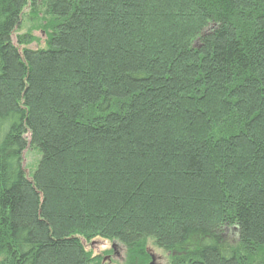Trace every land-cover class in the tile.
<instances>
[{
    "label": "trees",
    "instance_id": "1",
    "mask_svg": "<svg viewBox=\"0 0 264 264\" xmlns=\"http://www.w3.org/2000/svg\"><path fill=\"white\" fill-rule=\"evenodd\" d=\"M95 239L264 264V0H0V264Z\"/></svg>",
    "mask_w": 264,
    "mask_h": 264
},
{
    "label": "rangeland",
    "instance_id": "2",
    "mask_svg": "<svg viewBox=\"0 0 264 264\" xmlns=\"http://www.w3.org/2000/svg\"><path fill=\"white\" fill-rule=\"evenodd\" d=\"M40 15L43 14V10L40 9ZM29 13L24 14L21 23L18 28L15 30L12 40L16 45V36L25 34L29 30H32V35L36 38V41L31 44L28 48L30 49H39L44 47V36L40 31V22L41 17H30ZM21 49V48H20ZM29 140L28 135L26 136ZM23 167L26 173L29 175L30 172L34 169L39 159L38 152L31 147H27L22 154ZM225 236L230 237L231 239L236 238V229L229 227L225 228ZM113 246V248H112ZM147 248L154 255L155 261L154 264H167L166 254L159 248L153 245L151 240L147 242ZM85 250L91 252V255L95 260L91 264H124L126 251L125 248L117 243L106 241L102 239H95L90 244H85ZM150 263V261H149ZM148 263V264H149Z\"/></svg>",
    "mask_w": 264,
    "mask_h": 264
},
{
    "label": "water",
    "instance_id": "3",
    "mask_svg": "<svg viewBox=\"0 0 264 264\" xmlns=\"http://www.w3.org/2000/svg\"><path fill=\"white\" fill-rule=\"evenodd\" d=\"M150 255V263L149 264H154L155 261V257L152 253L149 254Z\"/></svg>",
    "mask_w": 264,
    "mask_h": 264
},
{
    "label": "flooded vegetation",
    "instance_id": "4",
    "mask_svg": "<svg viewBox=\"0 0 264 264\" xmlns=\"http://www.w3.org/2000/svg\"><path fill=\"white\" fill-rule=\"evenodd\" d=\"M112 248H113V246H112Z\"/></svg>",
    "mask_w": 264,
    "mask_h": 264
}]
</instances>
